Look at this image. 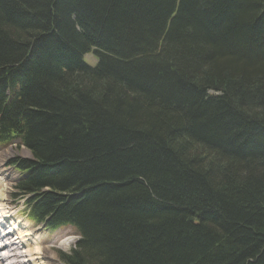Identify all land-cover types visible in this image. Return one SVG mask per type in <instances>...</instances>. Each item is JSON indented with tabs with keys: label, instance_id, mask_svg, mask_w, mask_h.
Returning <instances> with one entry per match:
<instances>
[{
	"label": "trees",
	"instance_id": "1",
	"mask_svg": "<svg viewBox=\"0 0 264 264\" xmlns=\"http://www.w3.org/2000/svg\"><path fill=\"white\" fill-rule=\"evenodd\" d=\"M0 145L62 264H264V0H0Z\"/></svg>",
	"mask_w": 264,
	"mask_h": 264
},
{
	"label": "bare ground",
	"instance_id": "2",
	"mask_svg": "<svg viewBox=\"0 0 264 264\" xmlns=\"http://www.w3.org/2000/svg\"><path fill=\"white\" fill-rule=\"evenodd\" d=\"M10 155L4 153L0 159V264H45L47 251L40 246L42 237L16 219L10 183L7 182L11 177L1 170L2 163L7 162Z\"/></svg>",
	"mask_w": 264,
	"mask_h": 264
},
{
	"label": "rangeland",
	"instance_id": "3",
	"mask_svg": "<svg viewBox=\"0 0 264 264\" xmlns=\"http://www.w3.org/2000/svg\"><path fill=\"white\" fill-rule=\"evenodd\" d=\"M84 59L90 66L95 67L97 65V59L92 53L87 54ZM4 153L11 154L7 162L2 163L1 170L7 172V175L11 177V179L7 178V182L10 183L9 189L13 199V207H15L16 219H20L23 224L30 226V230L35 231L36 235L42 237L40 246L47 251L46 257L44 258L45 264H62L60 254L69 253L75 247L79 239L78 231L73 227H63L55 231L49 230L44 224L37 223L29 217L26 199L17 197L16 194V185L22 176L20 172L11 165V162L15 158L29 159L32 156L31 152L26 147L20 148L17 145H0V159H3ZM10 222L11 221H8V223ZM8 226H10V224ZM31 247L35 248V246Z\"/></svg>",
	"mask_w": 264,
	"mask_h": 264
}]
</instances>
